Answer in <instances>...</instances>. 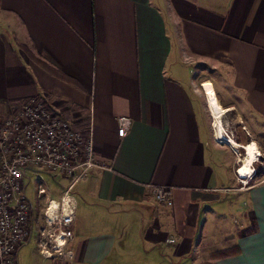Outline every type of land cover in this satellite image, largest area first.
<instances>
[{
	"label": "crops",
	"instance_id": "crops-1",
	"mask_svg": "<svg viewBox=\"0 0 264 264\" xmlns=\"http://www.w3.org/2000/svg\"><path fill=\"white\" fill-rule=\"evenodd\" d=\"M204 69L264 162V0H0V114L38 96L92 133L105 166L75 185L73 259H47L33 239L19 262L264 264V163L240 190L234 148L213 140L194 89Z\"/></svg>",
	"mask_w": 264,
	"mask_h": 264
},
{
	"label": "built area",
	"instance_id": "built-area-1",
	"mask_svg": "<svg viewBox=\"0 0 264 264\" xmlns=\"http://www.w3.org/2000/svg\"><path fill=\"white\" fill-rule=\"evenodd\" d=\"M118 125V134L124 137L131 119L120 117ZM261 154L246 176L240 173L237 159L235 173L240 190L257 177ZM95 167L105 166L95 159L92 133L84 138L72 121L54 111L44 99L31 97L8 115L0 114V264H19V251L33 239L38 240L43 257L73 259L68 247L74 240L75 185ZM44 172L55 182L57 174L70 182L54 199L43 187L41 176L37 202L33 203L27 194L31 176ZM151 191L158 204L174 206L168 188L154 186ZM168 243H175V238L168 239Z\"/></svg>",
	"mask_w": 264,
	"mask_h": 264
},
{
	"label": "rangeland",
	"instance_id": "rangeland-1",
	"mask_svg": "<svg viewBox=\"0 0 264 264\" xmlns=\"http://www.w3.org/2000/svg\"><path fill=\"white\" fill-rule=\"evenodd\" d=\"M21 48L26 51V47H24L23 45H21ZM196 75H197V78L200 79V82L203 81L201 85H200V82H197V85L194 88L199 94H201V96H202V94L205 95L208 92L215 91V89L213 88L214 84L212 83L211 80H209L208 73H207V71H205V69L203 71L197 70ZM211 89H213V90H211ZM220 107H221V105H220ZM222 107H223V105H222ZM207 110L208 109L204 110V112H205L206 116H208V129L212 133V130H213L212 129V123H211L209 113H207ZM202 115H203V112H202ZM2 116H4V115H2ZM224 121H225V126H226V131H227L226 133L228 136H231L240 144L244 143L242 145H245V143L248 144L247 142L250 141V138H249L250 132H249V130H247V127L244 126V124H242V121L238 120L237 117L235 118L234 113L227 114ZM213 134L215 136L216 133L213 131ZM213 140L219 144H223V143L219 142L218 140H216V138H213ZM223 146H224V148H226V150L228 152V147H226V144H223ZM232 150L235 153V161L237 162V159H238V161L240 163V159H243V157H244L243 150H237V151L234 149H232ZM263 163L264 162L262 161V163H260L257 166L259 174L263 170ZM237 166H238V164H236V167ZM41 176H42V180H43V187L47 190V193L50 196V198H54V199H56L57 197H59L62 194V192H63L62 187L67 186L68 183L70 182L69 180L61 177L59 174L56 175V182L52 179V177L47 172L40 173L39 175L33 174L31 176V181L29 182V186L27 189L28 197L33 203L37 202L36 192H37L38 185L40 183V181L38 179L41 178ZM257 176L260 177L259 175H257ZM258 179H260V178H258ZM243 203H244V199L242 198L240 200V204L243 205ZM232 226H234L233 222H232ZM34 241L35 240H33V242L30 245L31 251L36 248V243ZM26 248L29 249V247H26ZM19 264H36V261L34 258H31L30 255L22 252Z\"/></svg>",
	"mask_w": 264,
	"mask_h": 264
},
{
	"label": "bare ground",
	"instance_id": "bare-ground-1",
	"mask_svg": "<svg viewBox=\"0 0 264 264\" xmlns=\"http://www.w3.org/2000/svg\"><path fill=\"white\" fill-rule=\"evenodd\" d=\"M208 113L212 123V129L216 133L214 138L219 142L231 146L234 150H243L244 157L240 159L241 170L240 173L242 176H246L250 173L251 167L254 162L257 160V156L261 155V151L255 141H251L247 145H242L238 143L234 138L227 135L225 118L229 113L227 110H223L220 107V103L216 98L214 92H208L204 95ZM237 119L240 120L239 114Z\"/></svg>",
	"mask_w": 264,
	"mask_h": 264
},
{
	"label": "trees",
	"instance_id": "trees-1",
	"mask_svg": "<svg viewBox=\"0 0 264 264\" xmlns=\"http://www.w3.org/2000/svg\"><path fill=\"white\" fill-rule=\"evenodd\" d=\"M26 52H28V54H30V56L32 57V59L34 61H36L40 65H43L50 73H52L53 75L62 77V74L58 70H56L52 66L46 64L45 62H42L40 59H38L37 57L32 55L28 49H26ZM249 142H251V141H249ZM249 142H247V143L249 144ZM245 145H247V144L245 143ZM235 252H236V249H226V250H223L221 252H218L217 255H218V257H229L232 254H234Z\"/></svg>",
	"mask_w": 264,
	"mask_h": 264
}]
</instances>
